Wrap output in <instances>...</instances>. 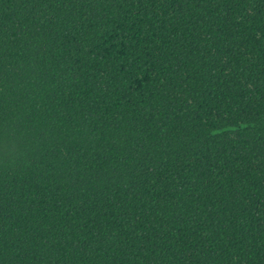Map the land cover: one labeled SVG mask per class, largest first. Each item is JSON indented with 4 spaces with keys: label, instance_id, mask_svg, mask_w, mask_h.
Here are the masks:
<instances>
[{
    "label": "trees",
    "instance_id": "16d2710c",
    "mask_svg": "<svg viewBox=\"0 0 264 264\" xmlns=\"http://www.w3.org/2000/svg\"><path fill=\"white\" fill-rule=\"evenodd\" d=\"M0 264H264V0H0Z\"/></svg>",
    "mask_w": 264,
    "mask_h": 264
}]
</instances>
